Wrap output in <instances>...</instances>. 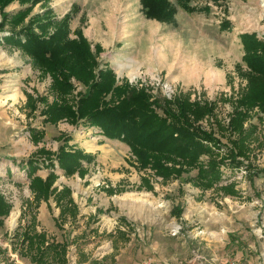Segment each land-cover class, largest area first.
I'll return each instance as SVG.
<instances>
[{
	"label": "rangeland",
	"instance_id": "rangeland-1",
	"mask_svg": "<svg viewBox=\"0 0 264 264\" xmlns=\"http://www.w3.org/2000/svg\"><path fill=\"white\" fill-rule=\"evenodd\" d=\"M169 1L176 9H183L187 16L176 13L171 23L149 19L142 11L140 0H43L33 13H40L45 8H53L59 18L71 13L72 32L80 29L94 49L96 46L101 48V67H111L120 83L128 79L136 87L147 88L155 97L173 98L186 94L192 101H215V120L227 124L233 111L232 101L246 85V80L238 74L237 65L241 64L244 69L246 66L242 62V42L238 41V46H234L230 42L222 43V40L230 39L235 30L250 29L256 30L259 37L264 39L262 0H191L185 3L186 8L181 4L183 0ZM13 8L16 12L21 7L14 2L6 8V12L13 13L10 11ZM167 27L176 33V40L168 49L173 58L181 55L180 59H187L188 63L191 61L195 68L196 58L199 57L205 64L204 74L214 65L215 69L226 72V81L219 83L213 76L208 79L204 77L199 85L188 87L175 83L166 74L161 78L160 74H151L146 68L137 71H132L135 67L132 70L127 68L129 58L142 60L150 57L152 49H156L160 43V40L156 41L157 38ZM180 39L183 40L181 44ZM31 65L33 78L28 80L31 85L26 84L29 93L26 91L24 100L9 97L6 91L0 89V191L12 205L4 227L0 229V246L7 250L6 258L1 256L2 264H13V261L15 264H31L28 259L13 253L11 246L13 233L30 220L29 214L25 217L22 214L26 202L33 200L30 181L22 162H26L42 147L56 152L63 143L58 137V125L67 129L65 124H68L44 125L39 110L30 113L26 106L28 94L35 98L38 94L47 95L50 101L53 100L48 94L50 77H42L32 61ZM73 83L77 98L84 87L76 81ZM0 87L4 88L2 85ZM38 107L43 108V105L38 103ZM209 120L215 125L214 118ZM254 122L259 124L257 118ZM201 123L209 127L207 120ZM70 126L91 130L90 137L103 136L97 127L84 124ZM30 128L45 132L42 142L37 145L33 143ZM261 128L264 132V122ZM222 141L227 143L226 138ZM253 146V168H262L264 149L257 148L256 144ZM128 148L125 147L126 153H119L117 159L100 158V168L108 166V173L115 176L113 180L117 183L114 187L100 168L90 170V166L96 165L95 155V161L88 167L89 174L84 179L78 174L68 178L61 170L56 171L59 180L55 187L61 190L69 185L74 200L77 199L75 202L80 214L76 220L69 219L63 227L58 228L54 218L59 216L60 210L51 198L39 207L38 230L47 232L52 240L68 244L67 264H239L236 261L239 247L236 238L228 237L234 246L226 250L219 245L222 241H212L208 237L207 230H224V234H227L229 229L242 226L246 231H255L259 236H264V178L252 177L255 175L248 168L247 161L240 170L223 168L224 181L236 184V196H224L213 190L202 192L187 183L189 178L196 176L197 170L166 184L160 178L151 177L155 190H137L141 178L151 175V172L139 171L134 166L135 158ZM124 154L127 157L124 158ZM121 159L122 165L119 163ZM204 159L207 160V157ZM49 173V170L43 169L37 175ZM124 173L126 176L119 177ZM108 189H114L115 193L110 194ZM176 206L182 209L180 217L177 212L172 213ZM120 233L123 236H119ZM111 234L117 239L113 240ZM259 240L260 252L264 253V238Z\"/></svg>",
	"mask_w": 264,
	"mask_h": 264
},
{
	"label": "trees",
	"instance_id": "trees-1",
	"mask_svg": "<svg viewBox=\"0 0 264 264\" xmlns=\"http://www.w3.org/2000/svg\"><path fill=\"white\" fill-rule=\"evenodd\" d=\"M43 0H0V33L3 42L28 56L34 68L42 77H50L49 96L27 95L26 106L33 114L40 111L44 125L66 122L70 125L84 124L97 127L104 137L126 144L134 156V166L139 171H150L151 175L141 178L137 190H155L152 178L162 183L179 180L197 170L189 178L202 192L209 190L236 196L234 182L224 181L223 168L240 170L248 162L252 177L264 178V167L253 168L251 155L257 148L264 149V132L261 128L264 118V39L256 33H243L240 39L244 55L237 65L238 74L246 80L245 87L232 101L233 111L229 122L216 119L217 102L192 101L186 94L173 98L152 95L147 88L132 85L128 79L121 83L115 71L101 67V48L92 47L91 42L80 29L71 30V13L59 18L53 8H45L34 14V8ZM183 0L182 6L186 8ZM219 2L223 0H212ZM14 2L20 4L16 12H6ZM144 15L163 23L174 21L177 9L169 0H140ZM74 35V36H73ZM78 82L84 91L75 96ZM38 103L43 108L38 107ZM214 118L215 125L210 123ZM257 118L259 124L254 122ZM207 123L204 127L201 122ZM31 140L39 144L45 132L30 128ZM63 143L56 152L39 148L22 165L26 168L33 200L25 204L22 216L30 215L26 225H20L11 237L13 253L28 259L31 264H67L68 244L52 240L47 232L38 230L39 207L42 202L54 199L60 210L54 218L58 228L69 219L76 220L79 206L73 198V190L64 186L55 187L59 180L57 170L65 177L76 174L84 179L95 156L69 146L71 137L61 135ZM226 138L227 143L222 139ZM207 157V160L204 158ZM49 170L44 179L37 175L40 170ZM114 194V189H108ZM49 208L51 206L49 205ZM12 205L0 191V229L10 215ZM180 217V206L173 208ZM113 240L117 239L113 234ZM119 236H123L122 233ZM7 250L0 246L1 256L6 258ZM15 264V262H12Z\"/></svg>",
	"mask_w": 264,
	"mask_h": 264
},
{
	"label": "crops",
	"instance_id": "crops-1",
	"mask_svg": "<svg viewBox=\"0 0 264 264\" xmlns=\"http://www.w3.org/2000/svg\"><path fill=\"white\" fill-rule=\"evenodd\" d=\"M14 9L15 8L11 9L10 11L14 12ZM178 14L181 16H187V13H184L183 9H180L179 7H177V15ZM167 28L162 35H159V37L156 36L158 37L156 41L160 40V43H158L156 49H152V54L150 57L144 58L142 60L129 58L130 61L127 64V68L132 70L135 67V69L132 71L146 68L151 74H160L161 78L165 77H162L163 74H166V76L170 77L175 83L185 84L188 87L199 85L204 77L208 79V77L210 78L213 76L214 78H217L219 83L226 81V72L215 69L214 65L208 72H206V74H204L205 64L202 63V59L199 57L196 58L195 68H193L191 61L188 63L187 59H180L181 55L177 59L173 58L172 53L169 52L168 49L172 46V42L176 40V33L174 30L172 31L171 27L168 29ZM235 31L236 33L231 36L230 39H226L224 41L222 40V43L227 44L230 42L232 45L238 46V41L241 42L240 39H238L240 34L256 33L258 35L257 31L254 29H250V31ZM115 34L116 31L114 30V35ZM0 35H2L0 37V86H4V88L0 87V89L6 91V93L9 94V97H17L18 100H24L25 93H29V90H26V84L31 85L28 80L33 78L30 58L24 55L20 50L13 49L3 42V36L6 35L5 32L0 33ZM180 38H182V36H180ZM179 43H183V40L180 39ZM65 125H67V129L62 128L61 124L58 125L57 129L60 131L58 137L61 135L71 137V141L69 142L70 148L81 149L86 153L95 155L97 157L96 165L93 164L90 166V170H93V168H100V158L103 159L104 157H109L117 159L120 157L119 153H126L125 147L127 148V146L121 142L109 140L101 135L90 137L92 134L91 130H82L84 129L82 126L74 127L68 124ZM62 126H64V124ZM123 157L125 158L127 155L124 154ZM124 158L122 159L125 164L126 161ZM122 159L119 160L120 165H122ZM108 162L109 161H107V163ZM102 164L105 165L104 162H102ZM101 170L104 172L105 177L108 178L111 185L114 187L117 182L116 180H113V177H115L113 173H108V166H106L104 169L102 168ZM38 175L44 179L48 176V174L45 176L42 174ZM124 176H126L125 173L123 175L119 174V177ZM75 200L77 201L76 198ZM224 232V230H207L208 237L211 238L212 241H222L219 245L226 250L230 249L231 246H234V243L228 241V237L236 238V242L239 244L236 261H238L239 264H264V253L260 252L261 246L259 239L261 237L257 234V232L255 233V231H246L242 226H235L234 228L229 229L228 232H226L227 234H224ZM208 264L212 263L208 262Z\"/></svg>",
	"mask_w": 264,
	"mask_h": 264
},
{
	"label": "built area",
	"instance_id": "built-area-1",
	"mask_svg": "<svg viewBox=\"0 0 264 264\" xmlns=\"http://www.w3.org/2000/svg\"><path fill=\"white\" fill-rule=\"evenodd\" d=\"M264 228V225L262 226ZM262 231V230H261ZM261 238H264V236L260 235ZM144 264H150V263H144Z\"/></svg>",
	"mask_w": 264,
	"mask_h": 264
},
{
	"label": "bare ground",
	"instance_id": "bare-ground-1",
	"mask_svg": "<svg viewBox=\"0 0 264 264\" xmlns=\"http://www.w3.org/2000/svg\"><path fill=\"white\" fill-rule=\"evenodd\" d=\"M263 6H264V0H262Z\"/></svg>",
	"mask_w": 264,
	"mask_h": 264
}]
</instances>
